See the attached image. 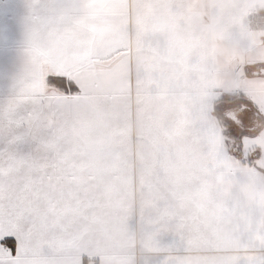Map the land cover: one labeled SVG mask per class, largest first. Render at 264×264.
<instances>
[{"label":"crops","instance_id":"obj_1","mask_svg":"<svg viewBox=\"0 0 264 264\" xmlns=\"http://www.w3.org/2000/svg\"><path fill=\"white\" fill-rule=\"evenodd\" d=\"M27 3L0 0V106L32 60L47 123L22 143L16 179L48 214L27 226L56 240L52 264H216L259 234L264 145L246 156L242 142L264 136V92L262 107L253 96L264 88V31L248 20L264 0H84L34 57ZM216 73L225 87L234 73L245 97L215 104L227 92Z\"/></svg>","mask_w":264,"mask_h":264},{"label":"snow or ice","instance_id":"obj_2","mask_svg":"<svg viewBox=\"0 0 264 264\" xmlns=\"http://www.w3.org/2000/svg\"><path fill=\"white\" fill-rule=\"evenodd\" d=\"M84 0H28L25 5L23 29L29 41L30 53L35 56V45L42 41L51 30L59 35L66 27H71ZM34 63L24 64L13 78V95L6 105L0 106V131L7 132L5 147L0 149V231L7 228V237L0 236L12 256H6L0 245V264H52L47 257L56 247V240L45 233L42 227L30 229L27 221L33 218L47 221V213L32 209L27 195L30 189L23 181L16 179V162L21 155L22 143L32 138L34 123L46 124L47 107L45 98L35 86ZM50 83L63 84V78L51 76ZM73 93L80 91L73 82ZM36 98L40 104L37 105ZM70 103V102H69ZM252 112H246L250 118ZM23 130L22 132L20 130ZM232 134L244 137L245 132L233 127ZM180 243H187L181 236ZM168 264H173L169 261ZM216 264H264V228L245 233L236 251Z\"/></svg>","mask_w":264,"mask_h":264},{"label":"rangeland","instance_id":"obj_3","mask_svg":"<svg viewBox=\"0 0 264 264\" xmlns=\"http://www.w3.org/2000/svg\"><path fill=\"white\" fill-rule=\"evenodd\" d=\"M216 76V88L217 89H222L223 91H227L226 93H234L236 91V87H237V82H236V78H235V74L232 73L231 76H227V78L230 77L229 79V84L228 86H220L219 84V80H218V73L215 74ZM249 84H247L248 86ZM247 86L243 87V91L247 89ZM220 90H217L216 92H219ZM252 91V90H251ZM263 92H264V88H254L253 90V96H254V101L259 103V105L262 107V103H263ZM221 93V92H219ZM225 130H223V128L221 127H217V146L221 149L224 146V141H225V137H224V133ZM264 137V136H263ZM263 137L260 138H249V137H245L243 139V152L246 156L250 155L249 149L253 146H262L264 145V139ZM231 143H233V140L230 139ZM220 145V146H219ZM259 208L261 212H264V183L262 182L260 184V190H259Z\"/></svg>","mask_w":264,"mask_h":264},{"label":"built area","instance_id":"obj_4","mask_svg":"<svg viewBox=\"0 0 264 264\" xmlns=\"http://www.w3.org/2000/svg\"><path fill=\"white\" fill-rule=\"evenodd\" d=\"M249 27L253 31H264V10L252 9L249 13Z\"/></svg>","mask_w":264,"mask_h":264},{"label":"trees","instance_id":"obj_5","mask_svg":"<svg viewBox=\"0 0 264 264\" xmlns=\"http://www.w3.org/2000/svg\"><path fill=\"white\" fill-rule=\"evenodd\" d=\"M242 97H245V94L241 92L223 93L218 99L215 100V104H218L220 102H233L237 99H242ZM230 150L233 151V148L230 147Z\"/></svg>","mask_w":264,"mask_h":264}]
</instances>
